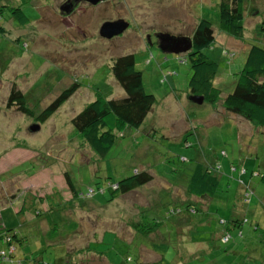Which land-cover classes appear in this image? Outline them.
<instances>
[{
    "label": "rangeland",
    "instance_id": "1",
    "mask_svg": "<svg viewBox=\"0 0 264 264\" xmlns=\"http://www.w3.org/2000/svg\"><path fill=\"white\" fill-rule=\"evenodd\" d=\"M219 1H80L64 14L63 0H0V223L16 235L13 255L0 239L6 251L0 264H34L35 258L40 264H264V128L226 110L221 100L191 101L186 54L163 52L155 37L191 36L199 19L209 20L216 40L203 52L217 63L213 83L225 96L250 46L264 48V0H244L242 37L220 30ZM9 7H19L29 23L20 25ZM118 18L128 28L101 37V23ZM125 54L134 55L155 102L138 128L105 116L115 142L98 158L81 147L71 118L97 93L105 99L125 95L110 69ZM73 82L79 83L74 94L38 121ZM13 85L33 114L6 106ZM198 164L219 179L205 200L187 190ZM135 169L151 173L152 181L102 203L110 197L101 193L106 183ZM47 192L54 194L41 205L36 197Z\"/></svg>",
    "mask_w": 264,
    "mask_h": 264
},
{
    "label": "trees",
    "instance_id": "2",
    "mask_svg": "<svg viewBox=\"0 0 264 264\" xmlns=\"http://www.w3.org/2000/svg\"><path fill=\"white\" fill-rule=\"evenodd\" d=\"M243 3L244 0L219 1L220 30L234 37H242ZM8 10L11 17L16 19L20 25L24 26L29 23V18L19 7H9ZM4 31L3 27L0 26V32L5 33ZM190 38L192 48L186 53L191 71L188 80L190 95H202L204 100L213 104L221 100V104L226 110L243 117L256 127L264 128V48L258 45L250 46L233 90L225 96H221L222 89L215 87L213 83L218 65L203 52L205 48L211 46L215 41L211 22L205 18L199 19ZM110 69L114 79L124 90L125 95L118 99H105L97 93L93 101L87 103L81 111L71 118V123L82 140L80 143L81 147L89 146L98 158L104 157L115 142L116 134L108 122L104 120L105 116L112 114L119 124L138 128L155 102L154 96L146 92L143 86L142 73L135 68L133 54H125L115 58ZM78 88L79 83L73 82L63 89L38 114V121L44 122L47 120ZM6 106H14L20 112L28 115L33 114L26 104L24 94L15 85L11 87ZM116 130L119 133L121 128L117 127ZM63 174L65 182L72 192L71 195L77 198L78 190L73 180L67 172ZM259 175L264 182V165L263 172ZM152 178L151 173L142 170L133 172L131 175L115 182H107L106 188L104 187V191L101 193L107 194V191H109L110 197H104L102 203L112 202L120 194H125L141 187L150 182ZM114 184L117 185L116 188L112 187ZM218 184V176L214 174L211 167H203L198 164L190 176L187 190L191 195L205 200L208 196L211 197L215 193ZM91 193L92 191L88 195H91ZM53 194L52 192L51 195ZM37 198L39 201L40 199L43 200L41 197ZM189 198L191 199V197ZM84 199L89 198L84 197ZM31 200L33 201V199ZM22 204L23 210H25L24 203ZM186 210L191 213L193 206L186 204ZM175 211L177 212V210ZM175 211L172 212L175 213ZM245 221H248L246 217L242 219V222ZM13 238L16 239V235L11 231V228L7 227L6 223L1 222L0 239L9 248L8 252H10V255L14 253V247H12ZM4 250H0V253H5L6 251ZM42 261L41 258H35L32 262L40 264ZM158 263L159 261L154 264Z\"/></svg>",
    "mask_w": 264,
    "mask_h": 264
},
{
    "label": "water",
    "instance_id": "3",
    "mask_svg": "<svg viewBox=\"0 0 264 264\" xmlns=\"http://www.w3.org/2000/svg\"><path fill=\"white\" fill-rule=\"evenodd\" d=\"M85 1L89 4L96 5L100 2L106 0H66L64 1L59 9L61 13L69 14L71 12L72 6L74 2ZM129 26L128 21L123 18H118L115 20H106L101 23L99 27V35L103 38L110 39L114 36H118L122 34ZM158 39V47L163 52L168 53H184L186 54L192 48V42L190 36H175L172 34H168L166 32H158L156 34ZM149 39V36H148ZM189 99L196 103H202L204 97L202 95H190ZM39 126L35 125L31 127V129L36 130Z\"/></svg>",
    "mask_w": 264,
    "mask_h": 264
},
{
    "label": "crops",
    "instance_id": "4",
    "mask_svg": "<svg viewBox=\"0 0 264 264\" xmlns=\"http://www.w3.org/2000/svg\"><path fill=\"white\" fill-rule=\"evenodd\" d=\"M215 40H216V37H215ZM121 132V131H120ZM136 170V169H135ZM136 171H141L140 169L139 170H136ZM153 176V175H152ZM153 179V178H152ZM152 181V180H151ZM150 181V182H151ZM149 183V182H148ZM148 183H146V184H148ZM145 185V184H144ZM144 185H142V186H144ZM139 188V187H138ZM132 191V190H131ZM52 192H47L44 196H41L40 195V197H43L44 199L43 200H41L40 199V203H41V205L44 203V200H45V197H46V195L47 194H51ZM193 196V198H195V196L194 195H192ZM13 198H14V196H13ZM197 198V197H196ZM15 199V198H14ZM78 206H79V204H78ZM48 207H50L49 205H47V207L46 208H48ZM89 207H91V206H89ZM22 211V210H21ZM25 212H26V210H24ZM17 212V211H16ZM18 213V212H17ZM24 213V212H23ZM40 222L41 223H43L44 222V219L43 218H40ZM7 226H8V224H7ZM9 228H11V227H9ZM48 230V229H47ZM47 230H46V232H47ZM113 232V231H112ZM86 253H89V254H92L93 252H88V251H86ZM102 263H104V264H109V263H106L105 261H103ZM155 262H153V264H154Z\"/></svg>",
    "mask_w": 264,
    "mask_h": 264
},
{
    "label": "flooded vegetation",
    "instance_id": "5",
    "mask_svg": "<svg viewBox=\"0 0 264 264\" xmlns=\"http://www.w3.org/2000/svg\"><path fill=\"white\" fill-rule=\"evenodd\" d=\"M63 1H66V0H63ZM75 7H76V6H75ZM75 7L72 8V10H71L70 13H72V11L74 10ZM70 13H69V14H70ZM157 33H158V32L155 33V37H156V34H157ZM156 39H157V37H156ZM157 43H158V39H157ZM116 187H117V186H116ZM116 187H115V188H116Z\"/></svg>",
    "mask_w": 264,
    "mask_h": 264
},
{
    "label": "built area",
    "instance_id": "6",
    "mask_svg": "<svg viewBox=\"0 0 264 264\" xmlns=\"http://www.w3.org/2000/svg\"><path fill=\"white\" fill-rule=\"evenodd\" d=\"M116 186H117V185H116V184H114L112 187H113V188H115Z\"/></svg>",
    "mask_w": 264,
    "mask_h": 264
},
{
    "label": "clouds",
    "instance_id": "7",
    "mask_svg": "<svg viewBox=\"0 0 264 264\" xmlns=\"http://www.w3.org/2000/svg\"><path fill=\"white\" fill-rule=\"evenodd\" d=\"M134 172H137L136 170Z\"/></svg>",
    "mask_w": 264,
    "mask_h": 264
}]
</instances>
